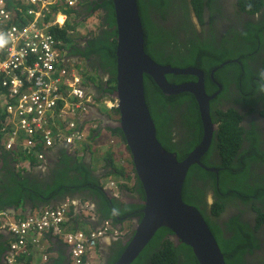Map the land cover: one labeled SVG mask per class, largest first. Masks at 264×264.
Segmentation results:
<instances>
[{
    "label": "trees",
    "instance_id": "obj_1",
    "mask_svg": "<svg viewBox=\"0 0 264 264\" xmlns=\"http://www.w3.org/2000/svg\"><path fill=\"white\" fill-rule=\"evenodd\" d=\"M213 3L214 0H136L143 30L145 53L161 66L200 70L204 75V89L208 96L218 91L216 83L222 88L221 94L211 100L212 102H217L224 95L228 84L235 86L238 94L243 96L245 103H248L247 99L253 93L262 90L259 98L263 100L264 79L259 71L262 70L264 73V58L259 56V52H264L261 39L264 31V0H239L238 5L242 11L250 14L260 12L261 20L256 23H245L240 30L232 29L226 35L229 39H222L218 47L215 39L208 41V39H200L198 35L190 34L193 31L190 12L195 15L200 24H203L204 9L212 11ZM177 4L183 6L184 10L177 8ZM78 6V9L55 8L53 12L66 14L68 20L62 29H52L51 33L56 41H61L66 47L76 43L77 46L71 49L70 55L85 61L83 64L88 70L85 68L84 70L93 75L92 81L99 87L97 90L100 91L101 96L109 97L115 91L116 72V29L112 2L111 0L93 2L79 0ZM150 10H153L156 13L155 16L161 19H165L170 12L171 27L156 24ZM97 11L101 13L97 33L96 35L90 34L88 38L85 36L88 40L81 47V41L77 42L82 38L75 39L68 31L76 32L77 18L90 17ZM50 16L51 14L47 15L48 18ZM231 34L232 39H230ZM254 60L261 61L257 71L247 65L248 61ZM225 62L231 63L213 74L216 82L214 83L210 78L211 71ZM76 65L80 66V64ZM100 67L108 74L104 84L101 83L103 78L98 75ZM165 78L169 84L174 85L196 81L193 76L167 75ZM143 88L145 103L154 123L158 142L167 152L175 153L178 161H183L199 145L203 135L195 98L190 93L165 96L153 80L146 75L143 77ZM112 111L115 116L118 115L117 110ZM210 119L214 124L217 122L221 124L213 133L209 150L211 153L220 150V154L226 161L221 166L208 164L206 161L208 153L200 159V164L206 168L218 169V173L208 172L198 165L190 167L182 187V201L199 211L223 255L225 264H252L247 262V256L252 255L253 250H258L260 246L251 226L241 218V215H232L223 223L222 227L225 229L223 232L215 219L223 212L227 202L235 198L244 204L257 201L264 206V177L254 180L253 185H249L251 182L245 167L247 158L259 159L256 156L259 151L257 147H254L255 145H253L254 149L249 152H240V149H237L243 140L241 134L244 131L243 128L238 127L236 122L241 118L232 108L225 112L224 118H217L211 113ZM176 123L180 130L191 131L189 132L191 135L188 137L185 135V144L182 139L183 135L177 136L182 141V147L178 139L176 142L173 137V124ZM109 132L111 136L119 137L125 145L118 128L109 129ZM92 133L94 131L89 135ZM254 140L256 144L257 139L254 138ZM125 149L129 155L126 145ZM248 153L251 155L247 156ZM60 154V161L45 182L23 178L10 172L8 183L0 189V210H18L22 209L24 204H30L32 209H44L57 203V200L71 199L76 194H82L84 199H90L95 204L100 223L109 221L112 225L119 226L126 220L141 219L143 208L141 204H125L112 195H108L100 184L101 177L95 175L94 169L82 161L75 160L64 148L60 149ZM2 161L6 163V157H2ZM103 164L105 172L101 176H114L116 179L127 182L133 178V187L127 188L125 184H119L118 189L129 191L139 196L141 201L144 200V193L131 160L129 162L131 170L126 172V166L117 165L113 153L108 150L103 157ZM206 185L214 195L210 215L200 209L205 198V192L201 186L206 188ZM255 213V229L264 227V208L263 210L256 209ZM72 215L73 211L70 208L69 218ZM77 220L76 216L70 219L73 223ZM171 237L170 230L158 229L132 264H198L191 248L184 244L175 245ZM113 245L115 246L111 249L104 264H115L125 249V245L121 244V239L115 241ZM6 249L7 241L4 242L3 235L0 234V261ZM65 260L64 252L59 251L58 258L54 259L53 264H65Z\"/></svg>",
    "mask_w": 264,
    "mask_h": 264
},
{
    "label": "built area",
    "instance_id": "obj_2",
    "mask_svg": "<svg viewBox=\"0 0 264 264\" xmlns=\"http://www.w3.org/2000/svg\"><path fill=\"white\" fill-rule=\"evenodd\" d=\"M76 1L15 0L21 6L10 7L7 0H0V33L7 40L0 48V162L20 139L28 149L39 144L46 150L56 144L74 146L83 139L74 120L95 100L84 88V68L66 60L64 45L51 33L62 25L52 8L61 2L74 6ZM103 104L111 109L115 101ZM37 158L43 160L44 155ZM107 188L115 185L110 182ZM67 209L65 204L22 220L1 211L0 231L12 237L4 264H20L28 244L39 245L44 234L63 241L73 264H88L86 256L98 242L123 234L109 222L90 232H65Z\"/></svg>",
    "mask_w": 264,
    "mask_h": 264
},
{
    "label": "water",
    "instance_id": "obj_3",
    "mask_svg": "<svg viewBox=\"0 0 264 264\" xmlns=\"http://www.w3.org/2000/svg\"><path fill=\"white\" fill-rule=\"evenodd\" d=\"M116 29L115 91L118 120L112 128L122 133L135 175L142 187L144 200L141 219H133V234L115 264H132L153 238L166 228L175 245L191 248L198 264H225L223 255L199 211L182 201V187L193 165L207 152L215 125L209 114L210 101L220 93L208 96L204 75L196 68H173L155 63L144 51V36L136 0H111ZM236 62V61H233ZM225 62L210 73L213 74ZM149 76L165 96L190 93L198 105L203 135L199 145L183 160L169 153L158 142L155 126L144 98L143 77ZM167 75L193 76L195 82L169 84ZM215 82V81H214ZM206 171L217 173L214 169ZM110 195L109 191H106ZM3 262V260L1 261Z\"/></svg>",
    "mask_w": 264,
    "mask_h": 264
},
{
    "label": "crops",
    "instance_id": "obj_4",
    "mask_svg": "<svg viewBox=\"0 0 264 264\" xmlns=\"http://www.w3.org/2000/svg\"><path fill=\"white\" fill-rule=\"evenodd\" d=\"M14 1L15 0H9L8 4L10 6H21V4ZM93 1L98 0H89V2ZM22 7L26 8L28 6L25 5ZM97 16H99V14L95 13L93 17H89L90 19L87 20V23L92 20L91 18H97ZM82 23V19H80L78 22L76 21V28L78 32L80 31L79 28L82 27ZM96 25L97 19H94L90 27L94 28ZM68 33L71 32L68 31ZM89 76L91 77V73ZM85 89L89 95H92L93 98L100 99V96H98L96 90L98 88L94 81H88V83L85 84ZM112 115H114L112 110L105 111L99 105L90 107L86 113L78 114L74 121L80 123L82 131L85 132L86 127L88 129L87 134H90L92 131H94V133L87 136L86 140H84V142L78 146L76 152L71 153L70 156H72L77 161H82L94 169L95 175L101 177L100 184L103 186L104 191L108 189L107 184L112 182L115 185V188L111 191L112 195L116 199L125 204H138L140 203L139 196L130 193L129 191L118 189L119 184H125L127 188L133 187V178L127 182L116 179L114 176H101L105 172L103 169V157L106 155L108 150L113 153V158L117 165H121V162H123L124 166L127 168L126 172L131 170L129 166L131 159L129 158V155L125 149V145L122 143L119 137H113L109 132V129H112L111 125H114L117 119ZM105 137L106 139H104ZM99 139L100 141L98 142ZM60 149L62 148L58 147L53 150H46L41 148L39 144L35 145L33 149H28L26 148V144L23 140H18V143L12 152L14 155L9 156L8 153H5L3 157H6L7 162H0V189L2 186H5L8 183L10 172L23 178H30L35 181H47V179L52 174L51 170L55 169L58 162L60 161ZM38 154H43L44 159L39 160L37 158ZM52 166L53 168L50 170ZM45 176H48V178L43 179ZM130 177H132V175H130ZM125 199H132L133 201L128 202V200ZM65 204L68 206V208H72L73 211V215L70 218L68 215V223L65 226L66 231L82 230L87 232L90 230H96L101 226L102 222L100 223L99 215L96 213L95 204L90 199H84L82 194L75 195L71 199L67 198L65 200H57V203L51 204L49 208H55ZM40 212L41 209H32L30 204H24L22 209H18L15 212L11 211L10 214L14 218H24L27 215H37ZM74 216H76L78 220L73 223L70 221V219H72ZM125 223L119 226L124 228ZM8 239L9 237L7 235L3 236L4 242ZM107 239L108 238L101 240L94 250L88 252L86 256L88 264H103V250L105 247H109L112 243L111 239ZM59 251L64 252V256L66 257L65 264H73L70 258L68 247L58 238H55L49 234H44L40 237V243L38 246L31 247L29 245L28 253L21 260V264H53L54 259L56 260L58 258ZM44 255L47 257L46 262L43 260ZM1 261L0 263L2 264Z\"/></svg>",
    "mask_w": 264,
    "mask_h": 264
},
{
    "label": "flooded vegetation",
    "instance_id": "obj_5",
    "mask_svg": "<svg viewBox=\"0 0 264 264\" xmlns=\"http://www.w3.org/2000/svg\"><path fill=\"white\" fill-rule=\"evenodd\" d=\"M238 2L239 0H214L212 11L204 9L203 24H200V22L195 17V15L192 12H190V16H189L190 22L193 27L192 29L194 31V33L192 31V33L190 34L192 36L198 35L200 39H205V40L208 39V41L211 39H215L218 47V44L222 39L228 38L226 35L232 29L240 30L245 23L248 22L256 23L261 20V18L259 17L260 12L259 13L257 12L255 14L244 12L240 9ZM177 8L181 9V11L184 10L183 6H181L180 4H177ZM150 13L156 24H159L161 26H166L167 28L171 27L170 12L165 19L156 17L155 16L156 13L153 10H150ZM262 34L263 35L261 39L264 46V31L262 32ZM232 38L233 35L231 34L230 39ZM87 40H88L87 38H82L77 43L81 41L80 45L81 47H83V43L85 44ZM75 45L76 43H72L71 45H68L66 47L65 54L67 60L77 59L76 56L70 55L71 54L70 51ZM259 56L264 58V52L263 51L259 52ZM83 62L85 61L83 60ZM260 63L261 61L257 62L254 60V61H248L247 65L254 71H257L260 68L259 66ZM259 72L264 79V73L262 72V70H260ZM98 75L99 77L103 78L101 83L102 84L106 83L107 81L106 78H108V74L105 73L101 67H100V72H98ZM228 76L230 77V74H228ZM185 83H190V82L188 81ZM260 84H262V82H260ZM227 87L228 89L226 90L224 95L218 99L217 102L210 101L209 112L210 114L213 113L215 117L221 119L222 117L224 118L225 112L232 108L241 118L236 123L238 127L243 128L244 133L241 134L243 140L240 143V145L237 147V149H240V152L241 151L249 152L250 150L254 149L253 145H255L254 147H257L259 151V153L256 155L259 157L258 160H252V158L246 159L247 164L245 165V167L247 169V175L249 176V181L251 182V184L249 185H253L254 180L264 177V99L260 100L259 98L263 90L257 93H253V95H251L249 99H247L248 103H245L243 96H240L238 94L239 92L236 90L233 84H228ZM97 94L98 96H101L99 90H97ZM220 94L221 91L217 96H219ZM112 116L118 118V115L117 116L112 115ZM116 122L117 120L115 121V123ZM220 124L221 123L219 122H217L216 124L213 123V125H215V129L213 130V133L216 130H218ZM189 132L180 130V127L177 123L173 124V137L176 142L178 139V143L180 144L181 147H182V141L179 139L180 135L181 134L183 135L182 139L185 144L186 136L188 137L189 135H191V133ZM254 138L257 139L256 144ZM249 155L251 154L248 153L247 156ZM205 156L207 163L211 165L221 166L226 161V159L220 154V150H216L213 153H211V151L208 149V151L204 154L203 157ZM199 167L202 169L206 168L202 164H200ZM52 168L53 166L50 168V170ZM206 169H214L218 173V169L215 168H206ZM53 170H51V172ZM47 178L48 176L43 177V179H47ZM208 187H209L208 185H206V188L201 186V188L205 192V198L203 205L200 207V209L205 211L207 215H210V207L213 203L214 195H213V191L208 190ZM125 200H129V199H125ZM263 208L264 206L260 205V203L257 201L244 204L242 201L235 198L233 199V201L227 202V205L223 210V212L220 214L218 218L215 219L217 224L222 228L223 232L225 230L224 227H222L223 223L226 222L228 218L232 215H237V214L241 215V218L251 226V229L255 234V238L257 239V241H259V246H260L258 250H253L252 255L247 256V262L248 263L251 262L252 264H264V227L255 229L256 227L255 210L256 209L263 210ZM130 235L128 234L126 235L127 237L121 239V244L124 245L130 238ZM114 242L115 241H112L111 245L109 247H105V249L103 250L104 260H107L111 249L115 246L113 245Z\"/></svg>",
    "mask_w": 264,
    "mask_h": 264
},
{
    "label": "clouds",
    "instance_id": "obj_6",
    "mask_svg": "<svg viewBox=\"0 0 264 264\" xmlns=\"http://www.w3.org/2000/svg\"><path fill=\"white\" fill-rule=\"evenodd\" d=\"M9 2V0H7V3ZM78 4H79V0H77L76 1V3H75V5L74 6H69V5H67L66 3L64 4L63 2H61V3H59V4H57V5H55L53 8H52V11L55 9V8H60L61 9V7H67V8H73V9H78ZM9 5V4H8ZM10 6V5H9ZM11 7V6H10ZM56 16H58V17H61V18H59L60 19V21L62 22V25H61V28H54V29H62L64 26H65V24H66V21L68 20V17H67V15L66 14H63L62 12H58V11H54L53 12ZM95 13H98L99 14V16H97V18H95V19H97V25L94 27V28H92L93 30H90V32L88 33V34H86V35H81V33L80 32H78L77 31V28H76V32H73V31H71V36H73L75 39L76 38H85V36H87V38L90 36V34H92V32H97V30H98V28H99V21H100V18H101V13L99 12V11H97V12H95ZM94 13V14H95ZM93 14V15H94ZM63 17H65L64 19H63ZM90 17H93L92 15L90 16ZM81 18H77L76 19V21L78 22L79 20H80ZM88 19H90L89 17H87V18H82V20H83V23L82 24H84ZM81 24V25H82ZM6 43H7V40H6V38H5V36H4V34L3 33H0V48H3L5 45H6ZM64 45V44H63ZM63 50H64V52H65V50H66V45H64L63 46ZM65 58H66V54H65ZM67 60V59H66ZM68 62H69V60H67ZM71 62L72 63H74V64H80V66H79V68L80 67H82V68H85L86 70H88L87 68H86V66H84V64L82 63L81 64V62H83V60H80V59H74L73 61L71 60ZM85 71V70H84ZM90 75V73L89 72H87V71H85V75H84V79H83V81H84V88H85V84H87L88 83V79L87 78H89V79H91V77L93 78V75L91 74V77L89 76ZM214 83H216V82H214ZM217 84V83H216ZM172 85H174V84H172ZM221 91V90H220ZM113 95V94H112ZM112 95H110L109 97L108 96H100V99H96V98H94V104L92 105V106H95V105H99V106H101V108L102 109H104V107H105V111H111V110H117L116 109V100H115V98H113L112 97ZM92 96V95H91ZM113 101H115V106H114V108H111V109H107L106 108V106L103 104V102H110V103H112ZM92 106H90V107H92ZM89 107V108H90ZM118 112V111H117ZM116 120H118V118L116 119ZM75 123H76V126H77V128L79 129V130H81L82 131V129H81V126H80V123L79 122H77V121H75ZM83 127V126H82ZM83 132V139H81V141L79 142V143H76L74 146L73 145H66V144H56L53 148H50V149H47V150H53V149H56V148H58V147H60V148H64L66 151H68V153L69 154H71V153H75L76 152V149L78 148V146L80 145V144H82L83 142H84V140H86V138H87V136H89V134H85V132L84 131H82ZM212 137H213V135H212ZM212 140V139H211ZM210 145H211V143H210ZM209 149V148H208ZM208 151V150H207ZM9 154V156H13L14 155V153H8ZM123 163V162H122ZM104 190V189H103ZM106 191H109L110 192V195H112V191L108 188ZM113 196V195H112ZM114 197V196H113ZM115 198V197H114ZM139 201L141 202V200L139 199ZM138 204H140V203H138ZM59 207H61V206H57V207H55V208H41V212L40 213H42L43 211H45V210H51V209H57V208H59ZM1 211H3V212H6L11 218H13L14 220H22V219H25V218H27V217H29V216H32L31 214L30 215H27L26 217H24V218H14L11 214H10V212L11 211H16V210H0V212ZM69 211H70V208H68L67 209V213H66V221L64 222V228H65V226H66V224L68 223V220H67V218H68V215H69ZM39 213V214H40ZM38 215V214H37ZM104 222H109V221H103L102 222V224H101V226L100 227H102V225H103V223ZM125 222H132L133 223V219H132V221H124V223ZM110 223V222H109ZM111 224V223H110ZM134 224V223H133ZM112 225V224H111ZM114 228H116V229H118V230H120L123 234L120 236V237H113V236H107V240H112V241H117V240H120V239H123L124 237H127L126 235H128L129 233L128 232H126V230L121 226H114V225H112ZM99 227V228H100ZM79 231V230H78ZM90 231H93V230H90ZM90 231H87V232H90ZM65 232H68V233H74V232H77V231H73V232H70V231H66V229H65ZM79 232H85V231H82V230H80ZM131 233H133V230L131 231ZM130 233V234H131ZM0 234H2L3 236H5V235H7L8 237H9V239L7 240V249H6V251H5V253L3 254V256H2V260H3V262H2V264H4V257H5V255L9 252V245H10V242H12V237L7 233V232H5V231H0ZM129 234V235H130ZM53 237H55V236H53ZM55 238H58V237H55ZM131 238V237H130ZM59 240H61L60 238H58ZM105 240V239H104ZM129 240V239H128ZM62 241V240H61ZM63 242V241H62ZM98 244H99V242H98ZM97 244V245H98ZM29 245L31 246V247H34L35 245L34 244H28V246H27V253H28V248H29ZM38 246V245H37ZM97 247V246H96ZM69 249V248H68ZM27 255V254H26ZM26 255H24V256H20V258H19V262H20V264H21V260L26 256ZM45 256V255H44ZM44 256H43V260L46 262L47 261V257L45 256V259H44ZM103 264L105 263V261L106 260H104V255H103Z\"/></svg>",
    "mask_w": 264,
    "mask_h": 264
},
{
    "label": "rangeland",
    "instance_id": "obj_7",
    "mask_svg": "<svg viewBox=\"0 0 264 264\" xmlns=\"http://www.w3.org/2000/svg\"><path fill=\"white\" fill-rule=\"evenodd\" d=\"M93 16V15H92ZM92 20L89 22V23H87V21L84 23V24H82V27L81 28H79V32L81 33V35H86V34H88L89 32H90V30H93L90 26L92 25V21L95 19V18H91ZM83 29V30H82ZM82 30V31H81ZM96 33L97 32H92V34H94V35H96ZM81 69H83L82 67H80ZM91 80H93V78H91ZM104 109H105V107H104ZM85 132H86V134L88 133V129L85 127ZM99 137V136H98ZM104 139H106V137L104 138ZM100 141V139L98 140V142ZM120 164V163H119ZM120 166H124V163H122L121 162V165ZM127 170V169H126ZM131 201H133L132 199H129L128 200V202H131ZM133 223L132 222H127V223H125V225H124V229L126 230V232H128L129 234L131 233V231L133 230ZM70 232H73V231H70ZM125 238V237H124ZM97 261V260H96ZM102 261H103V257H102Z\"/></svg>",
    "mask_w": 264,
    "mask_h": 264
},
{
    "label": "bare ground",
    "instance_id": "obj_8",
    "mask_svg": "<svg viewBox=\"0 0 264 264\" xmlns=\"http://www.w3.org/2000/svg\"><path fill=\"white\" fill-rule=\"evenodd\" d=\"M59 18H61V17H59Z\"/></svg>",
    "mask_w": 264,
    "mask_h": 264
}]
</instances>
